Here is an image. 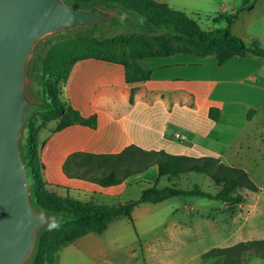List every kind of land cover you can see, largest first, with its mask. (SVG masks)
I'll use <instances>...</instances> for the list:
<instances>
[{"label":"trees","instance_id":"16d2710c","mask_svg":"<svg viewBox=\"0 0 264 264\" xmlns=\"http://www.w3.org/2000/svg\"><path fill=\"white\" fill-rule=\"evenodd\" d=\"M69 1L80 7L105 4L123 8L137 16L139 21L124 23L115 18L113 22L117 26H126L128 30L110 36H96L94 30L64 34L35 61L32 71L41 85L43 101L40 102L41 107L30 115L21 146L33 180L32 200L41 210L59 217V220L40 232L29 264H53L62 245L90 232L102 234L116 218L125 216L136 226L133 213L141 204H157L179 196H195L236 205L244 201L242 189L258 191L259 187L246 170L228 165L216 156L176 154L165 149H145L136 144L126 146L119 153L75 151L67 158L64 170L69 177L87 179L100 186L111 187L157 165L158 175L154 183L144 188L138 199L110 205L81 200L54 190V187H64L46 180V166L41 151L50 134L41 139V130L48 123L55 124L52 133L75 124L91 128L98 126L97 114L85 116L70 100L62 98V89L69 81L78 60L95 58L121 64L125 70L126 82L134 84L151 79L153 71L145 63L151 57L178 53L197 57L215 56L220 66L235 56L254 55L264 59L263 47L257 43L247 44L243 38L232 33L230 25L236 14L228 19V27L204 31L191 15L158 0ZM258 1L260 0H248L244 9L252 10ZM39 112L44 118L42 124L36 122V114ZM209 116L218 121L220 109L211 107ZM248 116L251 117V114ZM74 158H82V165L96 162L94 166L102 168L101 173L91 172L90 168L94 166L90 165L85 173L71 174L67 164ZM190 173L209 176L217 185V190L207 191L200 184H194L192 188L175 184L159 188L157 185L163 177L178 178ZM244 252L264 258V238L241 241L225 248L215 247L203 256L208 258L223 254L227 256L223 264H228L230 254L235 253V260L240 263Z\"/></svg>","mask_w":264,"mask_h":264},{"label":"rangeland","instance_id":"374dc122","mask_svg":"<svg viewBox=\"0 0 264 264\" xmlns=\"http://www.w3.org/2000/svg\"><path fill=\"white\" fill-rule=\"evenodd\" d=\"M247 1L195 0L193 1V5H189L188 9H180L196 19L200 29L204 31L228 27V19L231 18L232 12H235L236 17L233 18L230 25L232 33L243 38L247 44L257 43L264 48V0L258 1L257 3L259 4L253 10L244 9ZM233 8L234 11H232ZM113 20L106 24L98 23V26L96 25L97 27L89 31L94 30L96 36H110L128 30L126 26H117ZM62 35L64 34H57L42 43L35 56L34 64L38 60V57L44 55ZM150 61L154 62L156 60L152 59ZM145 63L149 64V61H145ZM112 66L119 67L116 65ZM108 67H110L108 63L95 58L78 60L71 73L75 76L70 75L69 81L62 89L63 100L68 101L71 98L77 104L83 105L84 102H88V93L92 92L94 94L92 100L102 103L105 94H110L113 97L112 105L116 109H124V112L130 109L131 100L134 101L141 93H143L144 98L153 99L161 103L164 101L169 104L171 100H179L178 97L170 99V97L161 92L152 93L147 90L143 92V88H140L138 91L134 87L120 88L119 75L110 76L105 73ZM168 70L173 75L180 70H185L187 73L195 71L192 68L184 69L183 67L177 66L170 67ZM77 74L80 75L76 76ZM32 75L34 78L31 81V93L40 103L43 101L41 85L36 81L33 71ZM75 78H79L80 84L83 85L80 91L76 88L77 83L73 85ZM109 83H116V88L106 86ZM36 110L32 111L30 115ZM36 116V122L42 124L44 118L40 112ZM165 116L164 118H166ZM169 125L173 124L171 122H168L167 125L164 122L159 124L160 138L153 143L155 146L170 147L165 142L163 133L165 126L169 127ZM25 127L21 142L24 140ZM54 127V123H48L41 130V139L46 138L50 134L48 142L42 148L41 155L42 160L46 163V180L51 184L57 183V185L64 187H54V190L59 194H69L74 198L85 201L118 205L138 199L141 196L142 190L154 183L156 178L148 183H133L127 186V188L119 190L112 186H100L87 179L72 176L69 178L66 177L62 170V164L66 157L73 151L88 150L91 137L85 128L79 126L70 127L62 132L52 133ZM169 129L166 130L168 136H171L170 138L179 142V144H174V147H171V149L175 151L185 149L182 143V140L185 138L182 133H185L187 130L176 126H172ZM177 130L181 131V133H174ZM178 133L181 134V137L177 136ZM217 133L220 142L215 143L213 140L211 142L223 148L226 146V152L232 154H237V152L241 153L243 162L253 169L252 174L255 181L261 186L259 191L250 192L242 189L244 201L236 205L224 203L220 200L195 196H179L157 204H141L137 208V213L141 215L137 216L138 223L135 221L136 226H133L127 217L122 216L113 220L109 228L102 234L97 233L100 241L107 249L108 257L111 256V259L114 257V260L111 261L110 258L105 259L103 257L93 258L79 244H76V246L71 245L79 241L78 238L60 247L53 264H58L60 258H62V264H153L151 259L148 258L147 260L145 257L147 255L145 250L154 245L167 246L174 242L176 243L180 237L175 235V231L189 227L217 226L225 233H230L233 230L242 232L248 239L264 237V107L260 117L256 118L253 122L246 120L245 116L241 117L239 114L227 116L216 126V131L211 137L213 138ZM75 160L72 159L67 164L68 171L71 174L85 173V169L88 166H94L96 163L90 162L82 165V158ZM101 169L97 165L90 168L91 172L96 174H100ZM171 184L183 188H192L194 184H200L207 191L215 192L217 190V185L211 178L200 173H190L178 178L163 177L157 185L159 188H162ZM145 207L149 208V212L145 211ZM210 243L211 240L208 239L198 241L192 245L194 247L195 245H200L204 248ZM130 248L133 254L136 253L134 251L140 250V248L143 251H138L136 254L137 258L130 260V251H128ZM235 256V253L230 254L231 259L228 264H264V259L258 258L250 252H244L242 254V261L240 263L236 262ZM226 258L227 256L223 254L208 258L205 257L200 260V264H223Z\"/></svg>","mask_w":264,"mask_h":264},{"label":"crops","instance_id":"0c3cea01","mask_svg":"<svg viewBox=\"0 0 264 264\" xmlns=\"http://www.w3.org/2000/svg\"><path fill=\"white\" fill-rule=\"evenodd\" d=\"M158 1L181 10L180 8L188 9L189 5H193V1L195 0ZM258 4H255L254 8ZM232 11H234V8ZM234 13L232 12V15ZM152 59L156 61H150ZM145 61H149L147 65L153 71L152 77L147 81L134 83V85L126 82L125 70L121 64L105 61L110 65L105 73L110 76L119 75L120 88L134 87L137 88V91L143 88V92L146 90L152 93L161 92L170 97V99L178 97L179 100H171L169 104L164 101L161 103L153 99L144 98L143 93H141L130 104V109L124 112V109H116L112 105L113 97L110 94H105L104 101L98 103L92 100L94 94L89 92L87 95L88 102H84L83 105L77 104L70 98L72 105L79 109L83 115H98L97 128L79 124L68 127L79 126L88 131L91 137L90 147L85 151L93 153H119L126 146L136 144L145 149H165L168 152L176 154L193 156L213 155L228 165L246 170L260 189L261 186L255 181L252 174L253 169L243 162L241 153L232 154L226 152V146L223 148L215 144L216 142H220L218 133L213 138L211 136L216 131V126L227 116L239 114L241 117L245 116L246 120L250 122L260 117L264 107V59L254 55L235 56L220 66L215 56L195 57V55L191 54L178 53L171 56L151 57ZM112 65L119 67H113ZM176 66L183 67L184 69L192 68L195 71L187 73L185 70H180L173 75L168 69ZM79 75L77 74L76 76ZM72 76L74 77L75 75ZM79 80V78H75L73 81V85L77 83L76 88L78 91L83 86ZM106 86L116 88L117 84L109 83ZM211 107H218L220 109L218 121L210 118L209 111ZM251 110H254V112L251 113ZM249 113L251 117L248 116ZM164 115H166V118H164ZM161 122H164L165 125L168 122L173 124L169 125V127L165 126L163 130L164 139L168 146H170L169 148L164 146L158 147L153 144L160 138L159 124ZM172 126L182 127V129L187 130L185 133H182L185 138L182 140L185 149L179 151L171 149V147H174V144H179L177 140L170 138L171 136H168L166 132ZM176 132L181 133L179 130L174 133ZM211 140L215 141V143L211 142ZM73 152L68 154L62 164L63 173L68 178L69 176L65 173L64 167L67 158ZM157 175L158 166L153 165L146 171L135 174L127 178L123 183L112 187L122 190L133 183H148L156 178ZM137 208L133 213L136 223H138L137 216L141 215L137 213ZM145 211L149 212V208L145 207ZM175 235L180 237L176 243L174 242L167 246L154 245L147 248L145 250L147 252V255H145L147 260L148 258L151 259L153 264H200V260L205 258L203 254L212 248H225L241 241L264 238L248 239L242 232L233 230L230 233H225L217 226L183 228L175 231ZM208 239L211 240V243L204 248L200 245H195V247L192 245L198 241ZM76 244H79L93 258L103 257L111 259V256L108 257L107 255L105 245L100 241L99 235L95 232H90L80 237L79 241L71 245L76 246ZM128 251H130L129 259L131 260L137 258V252L143 251V249L140 248V250L134 251L136 252L135 254H133L131 248ZM113 258L111 261L114 260ZM58 264H62V258L59 259Z\"/></svg>","mask_w":264,"mask_h":264},{"label":"water","instance_id":"95a60500","mask_svg":"<svg viewBox=\"0 0 264 264\" xmlns=\"http://www.w3.org/2000/svg\"><path fill=\"white\" fill-rule=\"evenodd\" d=\"M115 18L139 21L105 4L0 0V264H29L40 232L59 220L32 200L33 180L21 146L30 113L41 107L30 87L37 51L52 36L94 29Z\"/></svg>","mask_w":264,"mask_h":264},{"label":"built area","instance_id":"2783aa9c","mask_svg":"<svg viewBox=\"0 0 264 264\" xmlns=\"http://www.w3.org/2000/svg\"><path fill=\"white\" fill-rule=\"evenodd\" d=\"M177 136H178V137H181V134L178 133Z\"/></svg>","mask_w":264,"mask_h":264}]
</instances>
